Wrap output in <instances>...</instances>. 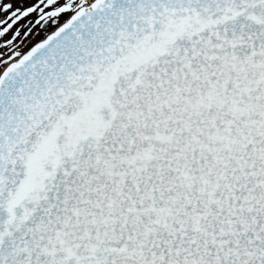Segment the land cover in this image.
<instances>
[{"label":"water","instance_id":"obj_1","mask_svg":"<svg viewBox=\"0 0 264 264\" xmlns=\"http://www.w3.org/2000/svg\"><path fill=\"white\" fill-rule=\"evenodd\" d=\"M0 264H264V0H98L12 64Z\"/></svg>","mask_w":264,"mask_h":264},{"label":"rangeland","instance_id":"obj_2","mask_svg":"<svg viewBox=\"0 0 264 264\" xmlns=\"http://www.w3.org/2000/svg\"><path fill=\"white\" fill-rule=\"evenodd\" d=\"M43 5H41V3H43ZM50 0H0V49L1 46H3L4 43H7V47L5 49V52H3L4 55H6L7 57H3L2 60L0 61V74L2 73L3 69L9 64V61L12 59V57H18V55L21 53H25L27 50V46H25V48L21 49L20 52L17 55L12 56L11 58L8 57V49L13 47L14 45H16L18 43V41H21L22 38L24 37V33L17 38H14V35H16L17 33L21 32L22 29H19L14 35H9L6 32V29H10V27H12V23L14 21L15 15L12 16V14L17 11V10H22V14L25 12H27L28 10L32 9V10H36L39 13L41 11V8L44 7H48L50 8V5L48 4ZM93 0H63V2H58L57 4H67L70 8L71 11L73 12L75 11V9H77L80 6H83L84 4H88V2H91ZM71 15H64L56 24H52L50 25V27L47 28V30L42 31L37 37L33 38V33L36 31V29H38L39 25H40V20L38 19L40 17V14H37L31 18H27L24 20V24L22 25V27H24L25 23L31 25V36L32 37L31 40V44H35L41 40H43L44 38H46L56 27H58L59 25H62L63 23H65ZM2 20H7L8 22H11V24L7 27H2ZM29 20H31V22H28ZM7 22V23H8ZM14 28H11L10 32H12ZM33 39V40H32ZM25 41V39L23 40ZM30 42H27V45ZM1 52V51H0Z\"/></svg>","mask_w":264,"mask_h":264},{"label":"flooded vegetation","instance_id":"obj_3","mask_svg":"<svg viewBox=\"0 0 264 264\" xmlns=\"http://www.w3.org/2000/svg\"><path fill=\"white\" fill-rule=\"evenodd\" d=\"M63 2V0H59V2ZM45 1H43V3H41V5L44 4ZM57 1H51L49 2L50 8L48 7H44L41 8L40 13L38 11L35 10H31L29 11L28 15H23L22 14V10H17L15 11L12 16L15 15L13 23H12V27H10V29H6V32L9 35H14L19 29H22L21 32L17 33L15 35V38L20 37L23 33H24V37L22 38L21 41H18V43L16 45H14L13 47H11L10 49H8V57L11 58L12 56L18 54L20 52L21 49L24 48L25 46V42L29 41L32 37L31 36V25L26 24L24 25V27H22V25L24 24V20L27 18H31L37 14H40V17L38 18L39 20H43L45 23L44 25H39L38 29H36V31L33 33V38L37 37L41 32H42V27H50L51 23L55 24L57 23L64 15H66L68 12H70L71 8L68 7V5L64 4H57L59 3ZM61 5V6H58ZM52 7V8H51ZM63 10H67L66 13H62ZM28 22H31V20H29ZM4 24V22H3ZM7 24H10V22H8ZM11 28H14L12 30V32H10ZM25 39V41H23ZM6 49V45L1 47V52H0V61L2 60L3 57H7L6 55L3 54V52H5Z\"/></svg>","mask_w":264,"mask_h":264}]
</instances>
